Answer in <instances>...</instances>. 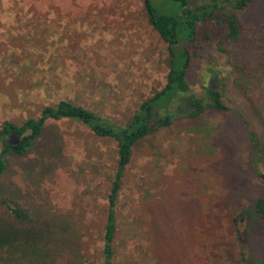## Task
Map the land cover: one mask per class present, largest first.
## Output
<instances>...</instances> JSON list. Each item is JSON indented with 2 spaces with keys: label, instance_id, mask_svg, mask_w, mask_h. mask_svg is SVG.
I'll list each match as a JSON object with an SVG mask.
<instances>
[{
  "label": "rangeland",
  "instance_id": "rangeland-1",
  "mask_svg": "<svg viewBox=\"0 0 264 264\" xmlns=\"http://www.w3.org/2000/svg\"><path fill=\"white\" fill-rule=\"evenodd\" d=\"M150 1L160 14L180 12L172 0ZM143 6L0 0V128L59 100L129 120L169 72L166 43ZM233 12L241 38L216 35L226 27L225 12L216 11L217 30L187 46L185 74L199 98L213 83L228 110L176 120L134 146L115 205L112 264H264V221L255 210L264 197V0ZM44 75L55 86L43 87ZM116 149L78 122L48 120L27 153L6 157L0 198L29 216L17 222L0 215L1 226L29 246L13 264H103Z\"/></svg>",
  "mask_w": 264,
  "mask_h": 264
},
{
  "label": "trees",
  "instance_id": "trees-1",
  "mask_svg": "<svg viewBox=\"0 0 264 264\" xmlns=\"http://www.w3.org/2000/svg\"><path fill=\"white\" fill-rule=\"evenodd\" d=\"M172 1L179 3L180 12L177 15L160 14L150 0H142L148 24L166 43L169 72L165 86L153 96L142 100L124 124L116 119L104 117L93 109L59 100L53 105L43 106L38 117H29L20 124L4 121L0 128V176L6 170V157L9 154L20 156L27 153L34 140L41 135L48 120L78 122L96 137L108 138L116 142L117 169L107 196L108 204L103 233V264H112L116 231L115 205L121 187V178L125 168L131 162L134 146L150 134L172 126L176 120H195L205 111L228 110L212 83L205 88L204 97L199 98L190 91L185 79L191 59L187 46L200 41L201 38H210L209 28L212 31L217 30L216 11L225 12L226 26L224 32L219 31L216 35L231 41L239 40L241 24L233 10L244 9L253 0H206L196 7H190L187 0ZM31 63L33 64L29 61V64ZM23 65L25 68L26 65ZM47 65L50 70L55 67L50 62ZM46 77L44 75L41 85L52 88L54 83H48ZM35 83L40 85V80ZM12 136L17 140L12 141ZM9 140L12 141L11 144ZM252 141L253 155L256 158L259 151L253 138ZM255 210L264 221V197L257 199ZM0 215H7L17 222L29 221L28 213L19 208L17 202L9 199L0 198ZM18 236L17 231L4 228L0 224V264H13L12 260L18 261L24 258L26 248L29 246L22 247L20 245L22 241H18ZM25 241L28 243L32 240ZM16 248H18L17 256ZM20 254L22 256L19 257ZM245 261L248 259L246 258Z\"/></svg>",
  "mask_w": 264,
  "mask_h": 264
},
{
  "label": "flooded vegetation",
  "instance_id": "flooded-vegetation-1",
  "mask_svg": "<svg viewBox=\"0 0 264 264\" xmlns=\"http://www.w3.org/2000/svg\"><path fill=\"white\" fill-rule=\"evenodd\" d=\"M213 84V83H212ZM12 139V138H11ZM260 177L264 180V173L260 175Z\"/></svg>",
  "mask_w": 264,
  "mask_h": 264
},
{
  "label": "water",
  "instance_id": "water-1",
  "mask_svg": "<svg viewBox=\"0 0 264 264\" xmlns=\"http://www.w3.org/2000/svg\"><path fill=\"white\" fill-rule=\"evenodd\" d=\"M8 142H9V144H11V143H12V141H11V140H9Z\"/></svg>",
  "mask_w": 264,
  "mask_h": 264
}]
</instances>
